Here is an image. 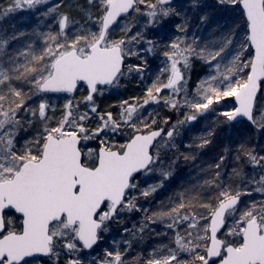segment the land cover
Wrapping results in <instances>:
<instances>
[{
  "label": "snow or ice",
  "instance_id": "obj_1",
  "mask_svg": "<svg viewBox=\"0 0 264 264\" xmlns=\"http://www.w3.org/2000/svg\"><path fill=\"white\" fill-rule=\"evenodd\" d=\"M0 264H264V0H0Z\"/></svg>",
  "mask_w": 264,
  "mask_h": 264
},
{
  "label": "rangeland",
  "instance_id": "obj_2",
  "mask_svg": "<svg viewBox=\"0 0 264 264\" xmlns=\"http://www.w3.org/2000/svg\"><path fill=\"white\" fill-rule=\"evenodd\" d=\"M5 26H8L9 22L8 21H4L3 22ZM11 23H16L17 24V27H22L21 24H19L17 21H11Z\"/></svg>",
  "mask_w": 264,
  "mask_h": 264
},
{
  "label": "trees",
  "instance_id": "obj_3",
  "mask_svg": "<svg viewBox=\"0 0 264 264\" xmlns=\"http://www.w3.org/2000/svg\"><path fill=\"white\" fill-rule=\"evenodd\" d=\"M186 171H187L186 167L182 164V166H181V174L183 175L184 172H186Z\"/></svg>",
  "mask_w": 264,
  "mask_h": 264
}]
</instances>
